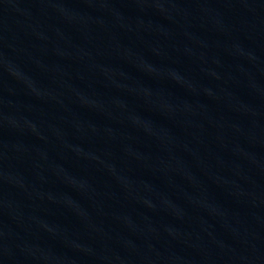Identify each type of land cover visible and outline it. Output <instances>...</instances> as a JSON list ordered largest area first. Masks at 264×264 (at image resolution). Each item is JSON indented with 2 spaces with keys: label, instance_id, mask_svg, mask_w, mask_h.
<instances>
[{
  "label": "water",
  "instance_id": "95a60500",
  "mask_svg": "<svg viewBox=\"0 0 264 264\" xmlns=\"http://www.w3.org/2000/svg\"><path fill=\"white\" fill-rule=\"evenodd\" d=\"M0 264H264V0H0Z\"/></svg>",
  "mask_w": 264,
  "mask_h": 264
}]
</instances>
